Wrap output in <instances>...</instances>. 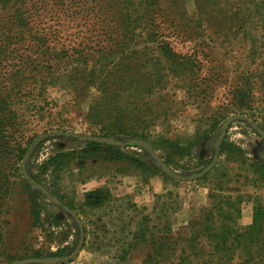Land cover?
I'll return each mask as SVG.
<instances>
[{
    "label": "rangeland",
    "instance_id": "374dc122",
    "mask_svg": "<svg viewBox=\"0 0 264 264\" xmlns=\"http://www.w3.org/2000/svg\"><path fill=\"white\" fill-rule=\"evenodd\" d=\"M142 1L125 5L155 14ZM227 1L240 0H210L217 16L206 27L181 19L176 34H158L200 55L195 65L155 57L151 40L110 52L101 20L111 0H10L12 12L22 5L34 29L65 47L55 58L64 84L34 97L29 147L42 139L26 160L28 177L25 155L3 150L6 140L17 145L18 128L0 127V264H176L167 256L176 260L194 221L220 223L228 210L240 227L252 223L264 205V24L256 20L264 0L239 23L212 4ZM184 3L193 14L195 0ZM30 44H12L10 57L32 54ZM217 153L203 175L175 176L196 175ZM64 206L79 216L84 241L58 261L81 232Z\"/></svg>",
    "mask_w": 264,
    "mask_h": 264
},
{
    "label": "trees",
    "instance_id": "16d2710c",
    "mask_svg": "<svg viewBox=\"0 0 264 264\" xmlns=\"http://www.w3.org/2000/svg\"><path fill=\"white\" fill-rule=\"evenodd\" d=\"M255 1L257 0L212 4L217 9L222 8L225 16L228 15L229 19L239 23L245 19L244 10H251V5L256 4ZM209 2L210 0H195L196 10L193 14L186 9L184 0H146L140 3L147 7H158L154 14L148 9L145 13H141V9L135 7L129 9L125 5V0H111L115 9L111 11L106 8L102 13L101 21L106 30L102 42L110 43L113 46L110 52H113L120 44L124 46L127 44L128 49L132 44L135 46L151 40L156 45L155 57L158 58L160 52L162 57L173 58L176 61L188 60L196 65L198 62L194 59L198 58L200 61V55L182 54L175 50L172 41L163 39L158 34L163 29H170L172 35L176 34L180 31L176 22L181 24V19H187L189 22L191 19L196 22L195 25L203 27L205 22L212 21L217 16L213 14L215 9H207ZM180 3H183V6ZM260 5L262 11L256 20L264 24V1ZM179 6L183 8L180 10ZM15 7L16 13L11 11L10 0H0V127H6L7 131L18 128V134L21 135L18 137L17 145L12 147L6 140L3 143V150L8 151L6 153L8 155L15 153V157L22 160L34 136L26 134L30 122L28 115L33 114L35 110L32 109L36 102L34 97L48 93L49 89L58 83L64 84L63 79L55 75V58L65 51V47L57 49L55 45H51V39L45 33L32 27L31 18L24 15L26 11L23 6L17 4ZM158 17L160 19L157 21ZM141 25L145 27L138 30ZM239 29L246 32L247 26L241 23ZM252 39L257 41L258 37L256 39L254 36ZM25 40L30 41L32 54L22 52L20 55L10 57L9 49L12 48V44ZM15 52L16 48H12V53ZM16 56L18 62H14ZM9 60L12 63L5 67L6 61ZM3 81L7 83L3 84ZM31 90L34 91L33 94L28 93ZM28 96H32L31 99L27 98ZM46 104H51L50 99H47ZM17 107L19 111L16 117L13 108ZM34 119H37V116ZM0 135L4 136L1 130ZM4 179L6 183L9 182L8 178ZM12 182L15 184L14 180ZM10 188L4 191L8 192ZM227 212L229 211L219 212V215L224 217L220 223L208 221L210 216L204 220L194 221L190 225V234L183 237L181 244L176 248L178 249L176 260L172 257L174 255L170 254L167 259H172L176 264H264V205H258L252 223L241 227L235 222L233 214L231 212L226 214ZM167 247L172 246L167 243Z\"/></svg>",
    "mask_w": 264,
    "mask_h": 264
},
{
    "label": "water",
    "instance_id": "95a60500",
    "mask_svg": "<svg viewBox=\"0 0 264 264\" xmlns=\"http://www.w3.org/2000/svg\"><path fill=\"white\" fill-rule=\"evenodd\" d=\"M243 116L241 115H236V116H231L227 119V122H230L234 119H242ZM40 139L42 138H39L37 139L30 147L29 149L27 150L26 154H25V157H24V162H23V169H24V173L26 175V177H28V174H27V170H26V160L29 156V154L31 153V151L33 150L34 146L40 141ZM220 144H221V139L218 140V145H217V149L219 151L220 149ZM218 158V153L215 155L214 157V160L212 161V163L210 165H208L203 171L197 173L196 175L194 176H187V177H184V176H180V175H177L175 174L176 177L178 178H183V179H190V178H193V177H198L200 175H203L204 173H206L209 169H211L213 167V165L215 164L216 160ZM64 208L69 211L78 221L79 225H80V239H79V242H78V245L76 247V249L69 255H66V256H63V257H60V258H56L58 261H64V260H67L69 258H71L73 255H75L77 253V251L80 249V247L82 246L83 244V241H84V229H83V225H82V222L79 218V216L71 209L69 208L68 206H64Z\"/></svg>",
    "mask_w": 264,
    "mask_h": 264
}]
</instances>
